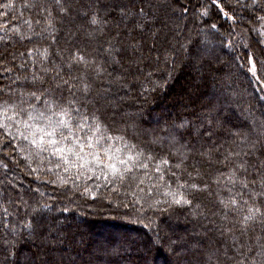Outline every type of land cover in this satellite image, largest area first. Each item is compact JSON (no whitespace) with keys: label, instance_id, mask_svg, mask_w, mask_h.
Listing matches in <instances>:
<instances>
[{"label":"trees","instance_id":"16d2710c","mask_svg":"<svg viewBox=\"0 0 264 264\" xmlns=\"http://www.w3.org/2000/svg\"><path fill=\"white\" fill-rule=\"evenodd\" d=\"M261 17L264 0H0L8 115L55 101L76 136L83 118L142 153L121 183L0 130V264H264Z\"/></svg>","mask_w":264,"mask_h":264},{"label":"snow or ice","instance_id":"6c2138e0","mask_svg":"<svg viewBox=\"0 0 264 264\" xmlns=\"http://www.w3.org/2000/svg\"><path fill=\"white\" fill-rule=\"evenodd\" d=\"M213 3H216V0H213ZM253 3H255V0H253ZM4 6L8 7L9 5ZM204 14L206 15V13ZM224 14L228 17V13ZM260 19H264V17H261ZM95 22L96 21L93 20V23ZM213 27H215V25H213ZM261 43H264V41ZM253 55L254 54H250V63H252ZM259 63L264 65V61H259ZM252 71L253 74H255V65H253ZM31 95L37 100L41 99V97L36 96L35 93H32ZM54 106L55 101H53L50 105H46L44 111H37L35 106L31 104L28 106V109H25L22 106L13 105L11 106L13 114L8 115L10 106L8 104H4L3 106H0V117H2L0 118V130L3 131L4 137L16 138L13 135L12 129L14 125H18L20 126L16 128L18 137L28 141L29 144L37 150V152L49 151L51 155L58 157V159L66 165L73 164V161L69 158V156H73L76 160L81 161L79 167L83 168L85 165H89L90 170L91 162H94L96 167L102 166L101 174L105 176V179H108L109 176H111L113 181L118 179L121 183H123L125 176L131 173L133 167L137 166L138 159L142 153H136L134 155L126 154L123 157H117L112 152L110 146L109 148H101L100 145L102 141H110L113 139L122 140V138L105 135L101 129V125L98 123L95 125H87L83 122V118L82 122L76 125V127L80 130L87 127L90 135H87L84 138L76 136L70 127L69 120L54 118L56 116L68 117L69 112L63 108L54 112L52 110ZM46 113H51V115ZM17 117L24 118L18 119ZM40 121H43V123H40ZM21 128L23 131H21ZM64 130H67L69 135H65ZM70 136L72 137L71 140L69 139ZM116 151H119V149ZM86 156L91 157V162L85 159ZM162 163L167 164L168 161L164 160ZM139 166L147 167L146 164H139ZM157 171H159V167H157ZM160 178L163 179V176ZM262 182H264V180H262ZM179 187L182 188L183 185H180ZM191 187L196 188L197 186L192 185ZM85 191L87 192V189H85ZM170 194L173 196V204L180 205L190 203V200L185 197L183 192H173ZM231 203L236 204V201L232 200ZM257 211H259V209H257ZM250 218L251 216L246 217V219ZM257 251L261 256H264V243L259 246ZM247 253L248 255H251L253 253V249L249 248ZM244 264H249V262L245 260Z\"/></svg>","mask_w":264,"mask_h":264},{"label":"rangeland","instance_id":"374dc122","mask_svg":"<svg viewBox=\"0 0 264 264\" xmlns=\"http://www.w3.org/2000/svg\"><path fill=\"white\" fill-rule=\"evenodd\" d=\"M158 4L163 5V2H159ZM167 4H168V3H167ZM201 7L204 8V7H206V5L203 4V5H201ZM201 7H200V8H201ZM175 19H176V18H175ZM158 24H161V23H158ZM161 25H162V24H161ZM161 27H162V26H160V27L158 26L157 29H158V28H161ZM149 37H150V36H149ZM253 65H254V64L251 63V65H250V67H249V71H250L252 74H253V71H252V69H253ZM175 67H177V66H175ZM175 67H174V69H173L174 71H175V69H176ZM0 161L5 162V159H4L1 155H0ZM13 164H15V162H13Z\"/></svg>","mask_w":264,"mask_h":264}]
</instances>
